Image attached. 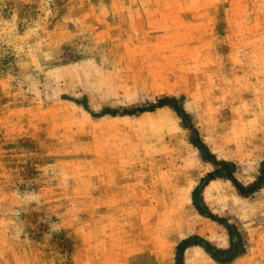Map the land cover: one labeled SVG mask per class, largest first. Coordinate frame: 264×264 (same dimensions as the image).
Masks as SVG:
<instances>
[{
  "label": "rangeland",
  "instance_id": "rangeland-1",
  "mask_svg": "<svg viewBox=\"0 0 264 264\" xmlns=\"http://www.w3.org/2000/svg\"><path fill=\"white\" fill-rule=\"evenodd\" d=\"M262 165L264 0H0V264H264Z\"/></svg>",
  "mask_w": 264,
  "mask_h": 264
},
{
  "label": "trees",
  "instance_id": "trees-1",
  "mask_svg": "<svg viewBox=\"0 0 264 264\" xmlns=\"http://www.w3.org/2000/svg\"><path fill=\"white\" fill-rule=\"evenodd\" d=\"M163 103V102H161ZM264 167V165H262ZM229 179L232 181V178L229 177ZM230 235V246L227 250H216L213 248H209L205 246L204 244H201L205 248V250L211 255V257L219 262V263H227L230 262L234 256L237 253V242H239V238L237 234L233 231L232 227H227ZM191 244H200L198 242H195L194 238L187 239L183 241L178 247H177V254H176V264H182V251L187 248V246H190Z\"/></svg>",
  "mask_w": 264,
  "mask_h": 264
}]
</instances>
